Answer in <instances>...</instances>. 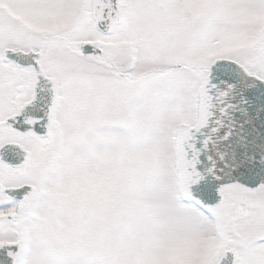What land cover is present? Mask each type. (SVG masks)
<instances>
[{"label":"snow or ice","instance_id":"obj_1","mask_svg":"<svg viewBox=\"0 0 264 264\" xmlns=\"http://www.w3.org/2000/svg\"><path fill=\"white\" fill-rule=\"evenodd\" d=\"M0 264H264V0H0Z\"/></svg>","mask_w":264,"mask_h":264}]
</instances>
